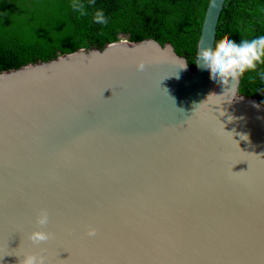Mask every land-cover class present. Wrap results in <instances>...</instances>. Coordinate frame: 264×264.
<instances>
[{"label": "water", "instance_id": "water-1", "mask_svg": "<svg viewBox=\"0 0 264 264\" xmlns=\"http://www.w3.org/2000/svg\"><path fill=\"white\" fill-rule=\"evenodd\" d=\"M225 2L195 68L149 38L0 72V264H264V102L198 64Z\"/></svg>", "mask_w": 264, "mask_h": 264}, {"label": "trees", "instance_id": "trees-1", "mask_svg": "<svg viewBox=\"0 0 264 264\" xmlns=\"http://www.w3.org/2000/svg\"><path fill=\"white\" fill-rule=\"evenodd\" d=\"M210 0H0V72L48 61L81 48H104L128 39L154 38L175 46L196 66L197 46ZM103 10L107 24L94 16ZM264 35V0H226L217 26L216 49L227 39ZM264 70L241 77L239 92L264 102Z\"/></svg>", "mask_w": 264, "mask_h": 264}, {"label": "clouds", "instance_id": "clouds-1", "mask_svg": "<svg viewBox=\"0 0 264 264\" xmlns=\"http://www.w3.org/2000/svg\"><path fill=\"white\" fill-rule=\"evenodd\" d=\"M73 8L78 10L81 15H86L84 6L74 0ZM94 19L99 24H107L108 19L104 11L97 10ZM198 64L208 73L212 74L214 82L229 85L238 81L247 73L256 72L257 69L264 65V35L255 36L251 39L242 38L227 39L218 46V50L206 51L199 57ZM143 70V65H139ZM259 75L264 77V70ZM37 223L41 226L39 229L30 233L29 239L35 243L49 241L53 238V233L44 230L49 224V213L42 210L37 217ZM97 234L96 228L92 227L88 231L90 237ZM18 264H49L46 256L36 252H28L22 257H18Z\"/></svg>", "mask_w": 264, "mask_h": 264}]
</instances>
